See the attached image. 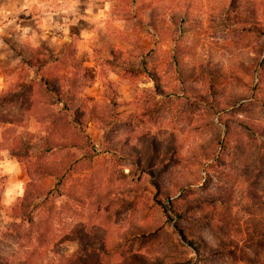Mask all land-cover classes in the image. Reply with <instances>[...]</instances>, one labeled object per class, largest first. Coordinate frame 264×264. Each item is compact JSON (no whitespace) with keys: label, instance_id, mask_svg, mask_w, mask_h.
I'll return each instance as SVG.
<instances>
[{"label":"rangeland","instance_id":"obj_1","mask_svg":"<svg viewBox=\"0 0 264 264\" xmlns=\"http://www.w3.org/2000/svg\"><path fill=\"white\" fill-rule=\"evenodd\" d=\"M258 1L70 0L79 6L70 13L85 16L67 28L75 60L90 77L81 97L105 110L103 81H111L118 106L108 110L109 126L94 120L82 127L92 143L85 153L69 148L67 159L65 150L48 157L76 171L47 200L59 253L75 260L86 249L92 258L104 241L121 240L137 223L159 233L128 240L122 258L137 253L200 263L187 243L197 238L215 253L199 255L206 264H264V71L259 74L258 63L264 36L248 25L250 16L261 19L264 6L249 13ZM36 25L31 20L22 40L0 33V116L10 111L19 121L10 137L20 141L16 151L10 141L0 148L2 247L13 244L6 228L18 220L9 217L10 208L27 179L13 154H36L45 135V124L24 108L32 98L51 101L35 86L33 96H23L36 77L14 66L28 60L31 47L49 58L65 47L57 23L49 33ZM17 83V95L4 103L2 91ZM110 139L148 151L152 166L111 152ZM56 182L48 178L44 187ZM93 188L97 202L89 197ZM65 191L82 198H67Z\"/></svg>","mask_w":264,"mask_h":264},{"label":"trees","instance_id":"obj_2","mask_svg":"<svg viewBox=\"0 0 264 264\" xmlns=\"http://www.w3.org/2000/svg\"><path fill=\"white\" fill-rule=\"evenodd\" d=\"M251 1L254 2V0ZM256 5L257 8L250 7V14H259L258 8L260 5L264 6V0H259ZM260 14L261 19L259 20L252 19L250 16L248 25H253L254 31L264 36V7ZM28 51V60L21 59V62L15 65L14 69L21 67L20 70L24 68L30 70L36 77V84H30V87L27 85L26 92L22 95L26 97L33 96L34 91H36L33 88L35 86L37 90L43 91V94L46 93L44 95L48 96L51 101L46 103L32 98L30 104L23 111L30 112L31 115L35 116V119L45 124V135L39 136L41 144L36 154H13L22 165L27 179L22 196L10 208L9 217L18 220V222L12 223L6 228L12 229L9 237L13 240V244L10 241L6 247L0 246V264H171L172 258L168 255H159L147 259L141 254L131 253L125 254L123 258L121 257L120 253L128 250L126 247L128 240L159 233L157 229L151 232L152 229H149V227L137 223L131 224L128 229L121 232V240L112 243L104 241L101 248L93 251L92 258L90 257L91 253H89L91 251L86 249L80 250L78 256L74 258L75 260L70 259L72 255L58 252L56 249L57 244L54 241L55 234L52 231L54 229L52 226L54 207L47 200H51L54 192L58 190L56 188L61 187L65 180H70L71 174L76 171L71 168V165L51 161L48 157L55 150H65L62 158L64 160L73 155L68 151L69 148L80 150L83 153H85L86 147L91 148L92 143L89 135L82 127L87 122L94 120L100 121L104 126H109L108 110L118 106L117 93L113 82L103 81L101 96L105 110H100L95 105H89L86 99L81 97L82 89L86 87L90 77L82 72L75 60L76 49L73 41L68 42L62 52L52 58H49L39 47H31ZM258 63L260 67L259 74L261 75L264 71V57ZM20 76L23 77V75ZM102 76L104 77L105 74H102ZM19 86V83H17L10 86L6 91H2V97H6L4 103H11L7 98L16 96ZM6 123L10 126L5 127L0 133V148H6L7 141H10L13 144L12 150L16 151L20 148V141L18 138L12 139L10 132L13 130V125H19V121L14 118L10 111H7L6 114L0 116V126L3 127ZM32 134L29 136H32ZM108 142L111 152H118L121 156H127L135 164H143L146 167L152 166L153 156H150L148 151H142L141 148L122 142L120 139H110ZM151 143L152 154H154L157 152V146L154 141H151ZM48 178L57 180L52 188L44 187V182ZM89 192V197L92 198L91 202L93 198L97 202L98 192H95L94 188ZM63 195L67 198L74 197L77 200L82 198L81 193H71L69 191H65ZM40 207L44 210L42 216L39 214ZM63 220L62 222L66 223L65 218ZM22 241H24V244H22ZM187 243L191 252L200 262L196 264L207 263L205 262L207 257L200 259V254H204V256L215 254L213 249L204 247L197 238H192ZM127 256H129L130 261L124 262L123 260Z\"/></svg>","mask_w":264,"mask_h":264},{"label":"crops","instance_id":"obj_3","mask_svg":"<svg viewBox=\"0 0 264 264\" xmlns=\"http://www.w3.org/2000/svg\"><path fill=\"white\" fill-rule=\"evenodd\" d=\"M73 6L74 8L77 7L70 0H0V23L2 25L0 26V33H15L16 39L18 40L20 36L19 40H22L26 28L28 32L32 31L31 20H35V23L38 24L36 26L40 27L41 31L45 33L51 31L50 25L54 26L57 23L59 29L64 32L60 36L66 45L68 42L74 41L73 37H70L67 33L68 26L84 16L81 12L78 15H72L70 9ZM39 20H42V22H39ZM25 21L29 23H25Z\"/></svg>","mask_w":264,"mask_h":264}]
</instances>
